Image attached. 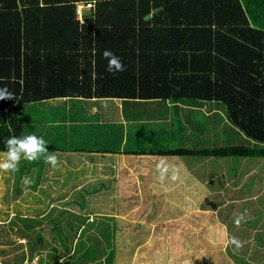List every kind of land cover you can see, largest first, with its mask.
<instances>
[{"label":"trees","instance_id":"16d2710c","mask_svg":"<svg viewBox=\"0 0 264 264\" xmlns=\"http://www.w3.org/2000/svg\"><path fill=\"white\" fill-rule=\"evenodd\" d=\"M91 1L45 0L49 5L40 8L39 5L34 7L35 0H30V9L22 14L14 13L15 17L25 18V23L19 21L13 26V13L5 8L11 0H0V20L4 23L0 25L2 41L6 44L7 40H12L17 48L8 47V51H16L17 56L8 62L11 73L5 77L7 80L0 81V87L7 86L15 97L0 100V152L6 150L3 143L6 138L24 135L26 105L61 98H189L219 102L227 107L228 118L236 128L248 138L264 143V28H260L264 23L257 27V18L249 16L255 28L250 27L240 0H182V3L177 0L174 3L170 0H97L96 26L113 22L125 9L130 21L143 19L152 10L163 8V16L175 13L186 23L208 21L215 16L222 26H229L227 32L239 36L241 42L227 36L217 37L219 47L216 49L224 50V58L212 59L205 54L197 59L202 67H192L193 72H186L182 67L179 78H173L180 86L175 89L179 91L176 95L169 91L172 88L164 87L153 93L143 90L138 93L128 87L124 93L123 88L108 83V76L102 78L107 66L98 63L105 58L100 54L97 55L98 78L92 81V53L81 55L79 48L82 44L84 50H92L91 29L95 22L88 20L83 33L89 34L79 42L74 20V4ZM108 1L115 7L106 15ZM257 4L263 14L264 0ZM191 5L196 7L192 12L189 11ZM10 9L14 10L12 6ZM120 32L96 28L98 38L94 40L98 41V47L105 43L102 47L111 45L116 50L122 44L125 46L124 40L117 43L110 36L123 34L122 30ZM23 45L21 54L19 50ZM195 46L205 52L212 48L211 42L204 43L203 47ZM3 49L6 50V46L2 45ZM180 58L186 61L185 57ZM13 73L17 79L13 78ZM46 146L56 154L57 166L46 163L42 188L37 194L28 193L15 205L14 211L19 217L42 216L58 199L68 197L70 201L59 203H64V207L74 206L84 214L115 215L113 264H233L224 252L227 243L224 226L214 213L199 210L208 195L206 187L180 159V156L191 155L192 151L71 152L54 145ZM198 155L264 157V150L236 147ZM0 173L4 176V170ZM75 173V181L65 184L67 177ZM1 200L9 205L7 195Z\"/></svg>","mask_w":264,"mask_h":264},{"label":"crops","instance_id":"0c3cea01","mask_svg":"<svg viewBox=\"0 0 264 264\" xmlns=\"http://www.w3.org/2000/svg\"><path fill=\"white\" fill-rule=\"evenodd\" d=\"M35 1L36 2L33 4L34 7H37L39 5L40 8H45L49 5L45 2V0ZM170 1L174 3L175 0ZM177 1L179 3H182V0ZM258 1L259 0H240L244 11H246L248 15L250 27L252 28H255L253 26L254 22L249 16H253L258 19H256L257 27H259L258 24L262 25V23H264V13H261V8H259V5L257 4ZM91 2L94 4V7L92 9L84 8L81 15L77 14L76 5L78 3L81 4L86 2H77L74 4V20L77 23L78 27L79 42H82L83 37L89 34L83 33L84 26L86 25L88 20H92L95 22V27L91 29L94 39H96V37L98 38L96 28L107 29L110 33H114L117 31V34L118 31L120 32V30H122L123 34L118 36H110V38H115V41L117 43L119 42V40L123 39L125 46L122 44L118 49L114 50L111 45L110 47H102L104 46V43L100 47H98V41L93 39L92 50H84L82 48L83 45L81 44L79 48L80 54L84 55L85 53H92V81L94 82H96V79L98 78V74L96 71V67L98 65L97 55H103V52L105 50H110L114 55L119 57L121 62L125 65V70L117 73L106 71L107 73L102 74V78L105 79V77L108 76V83H110L114 87L116 86L123 88L124 93H126L125 88L128 87L131 90H137L138 93L141 90H143L144 93H153L156 92L159 88L164 87L172 88V91H169L176 95L179 91H176L175 89H179L180 86H177L175 84L173 78H179L181 74L180 69L182 67H184V71L186 72H193L192 67L194 66L202 67V64H199V62H197V59H200V56L205 54L211 56L212 59L215 57L224 58V50L222 52H219L216 49V46L219 47V42L217 41V37L219 35L227 36L229 38L237 40L238 42H241L239 36H235L227 32L229 26H222L221 23L217 22L215 16H213L212 19L208 21L186 23L182 18L177 17V14L175 13L171 16H163V8L152 10L151 13L145 16L143 19L136 18L135 20L130 21H128L129 17H126L127 11L125 9V11L122 12V14H120V16L116 18V20H113V22H110L108 24L102 23L104 24L103 26H96V21L98 18L96 13L99 2L97 0H93ZM120 3L121 2H119V4ZM70 5L72 6V3ZM11 6L14 10L10 9ZM121 6L123 7L122 3ZM6 7H8L9 11L13 13L11 21L14 26L18 24L19 21L21 23H25V18H21V16L15 17L14 13L16 12L17 14H22L25 9H30L32 5H30V0H11L10 5H5V8ZM114 7L115 6L113 5V2L108 1V11H106V15H109ZM194 8L196 7L191 5L189 11L192 12ZM183 10L185 9L183 8ZM0 25H4L1 20ZM260 28L264 27L261 26ZM209 38L211 40H209ZM219 39L223 40V38ZM11 41L7 40L5 44L2 41V36L0 35V81L7 80L5 77L11 73L9 71L8 62L12 60L11 58H15L17 56L16 51H12V53L8 51V47L17 50V48L13 46ZM206 42H211V51L205 52L201 49L198 50L194 48L196 47L195 45L203 47L204 43ZM2 45L6 46L7 49H3L2 51ZM191 48H193V50H191ZM19 51L21 54L24 52V45L22 47V50ZM180 57H185L186 61L182 62ZM195 58V63L192 64L191 62ZM177 59L180 60L178 64L175 63ZM98 63L100 64V66H108L107 58H104ZM23 72L24 68L22 67L21 73ZM13 78L17 79L14 73ZM78 78L82 79V76H78ZM46 102H51L53 103V105H64L66 102H76L81 104V112L76 113V116H73L70 120H68L66 122V125H82L83 131L79 133L78 137L81 142L85 141L84 144L87 145H85V149L67 150L71 152L78 150L92 152L113 151L106 149L108 148L106 147V142L111 141V143L113 144L111 146H115L113 147L115 148L114 150H116L114 152L124 153L127 152L126 148L128 147L130 139H138L135 143L132 142V146H141L143 149H145H142L143 151H170V148L162 149V147L157 145L158 142L155 138L160 135H164L165 132L169 133L168 136L173 138L176 128L175 122L177 123L178 121H174V118L179 117L181 124L184 126L185 122L187 123L188 119L190 118V115L200 116L205 120L206 117L208 118L212 115L217 114L219 106V102L201 101L198 99L189 98H176L175 100H142L127 99L123 97L93 99L61 98L47 100ZM92 103L93 105L91 107ZM97 104L100 105L98 106ZM111 104L113 105L111 106ZM110 111H112V114L109 113ZM80 116L84 117V120H81L79 118ZM93 126L97 127L98 130V133L95 135H91V133L87 132V127L90 128ZM197 130L201 136L205 133V131L202 129V126L200 125ZM131 134L135 136H132ZM138 134H140V136H138ZM139 139H143L144 141L146 140L147 145L144 146L143 144H140ZM90 143L94 144L92 149L90 147ZM99 145H101L100 149H98ZM179 149L189 150L188 148ZM179 149L176 148L174 150ZM171 151L173 150L171 149ZM187 157H189V155H187ZM189 164L191 166L190 171L194 175H196V177L202 176V179H204V181H202L199 177L198 179L202 182L203 185L209 186L212 184V181L208 178V176H212L210 175L209 169L213 167V157H208L207 159L197 161L194 164L192 162H189ZM242 167H244V162L240 164V168ZM29 169L32 172V168ZM201 170H203V173H200ZM196 173H199V175ZM253 175H255L254 169L246 172L245 175L242 176L238 185L235 184L234 181H227L225 183L226 188H216L215 191L211 190L209 192V196L214 194V192H220L219 196L225 195L224 197L222 196L223 198L221 199V203L217 204L213 199L206 209H204L203 206L204 202H202L200 205L201 211L215 212L216 215H218L217 217H219L218 220L220 221V223L224 226V228H226L225 230L227 243L224 252L227 257L233 261V263V258L228 256V249H230L231 247L230 239L237 241L238 244L243 247V249L241 250L242 256L247 257V259H249V261H251L252 263L254 262V264H264V225L259 222V219L263 214L261 213L262 211L260 212L257 208H255V206L251 205V202L257 203L259 202V199L264 197V188L259 187L258 184L252 183L254 185L249 192L238 196L236 195V197L231 194L230 191V188L233 186L241 187L242 183L252 178ZM232 180H234V178ZM257 185L258 187H256ZM242 189L244 188H241L240 190ZM229 206H235L237 210L238 208H240V211L238 210L237 213H234L228 210V214H221V210L228 209ZM241 213L244 214V218L240 220L239 223H236V227L233 226V224H235L234 220H237V215H240ZM226 216H228L227 219ZM76 223L79 224L78 227L83 226L82 222H78V220ZM111 223L112 220H109V228L114 227L111 226ZM86 226H89V224H87ZM37 263L38 262H35L34 260L31 264Z\"/></svg>","mask_w":264,"mask_h":264},{"label":"rangeland","instance_id":"374dc122","mask_svg":"<svg viewBox=\"0 0 264 264\" xmlns=\"http://www.w3.org/2000/svg\"><path fill=\"white\" fill-rule=\"evenodd\" d=\"M92 105L93 103L91 107ZM97 105L99 106L100 104ZM79 112H81V104L76 102H66L64 105H53V103L46 101L28 104L26 105L23 118L24 135L34 133L37 136H42L46 141V145L58 146L64 150L85 149L87 144H84V140V142H81L78 137L79 133L83 131V126L66 125V122ZM109 113L112 114V111ZM79 118L84 120V117L80 116ZM175 120L178 121L177 123L175 122L176 128L173 138L168 136L169 133L165 132L164 135L155 138L158 142L157 145L162 147V149L170 148V151L176 148L192 150V154L189 157L187 155L180 156V159L183 163L185 162L184 165L187 170L201 184L202 182L198 177L202 181L204 179H202V176L196 177L190 171L191 166L189 164V162L194 164L208 157L211 158V156L205 155L201 158V155H198L200 152L236 147L257 152L264 150V143L248 138L229 121L226 107L222 103H219L218 113L211 117H206L205 120L200 116L190 115L184 126L181 124L179 117L174 118ZM199 125L205 131L202 136L197 130ZM87 132L95 135L98 130L95 126L87 127ZM137 140H129L126 148L127 152L145 150L141 146H132V142L135 143ZM139 141L140 144L147 145L146 140L139 139ZM111 145H113L111 141L106 142V147H108L106 149L116 151L113 148L115 146ZM93 146L94 144L90 143L91 149ZM100 147L101 145L98 146V149ZM242 162H244V167L240 168ZM45 165L46 163L42 156L36 161L22 159L18 170H4V176L0 173V264H29V261L31 264L35 259H39L37 264H113L114 233L117 221L115 215L84 214L74 206L64 207V203H59L70 201L71 198L68 197L62 200L58 199L42 216L19 217L16 214L14 211L15 205L20 203L28 193L37 194L42 188V175ZM29 168H32L33 173ZM253 169L255 175L252 178L242 183L241 187L233 186L230 188L231 194L235 197L236 195L249 192L254 184L264 188V157L258 155L248 158L213 156V167L209 169L212 176H208L212 184L209 186L203 185L208 191V195L202 201L204 202V209L207 208L213 199L215 203H221V199L225 196H219L220 192H214V194L209 196L211 190L226 188L225 183L227 181H234L238 185L242 176ZM201 172L203 173V170ZM196 174L199 175V173ZM8 178L9 181L7 180ZM233 178L234 180H232ZM75 179L76 173L71 177H67L64 182L67 185H71ZM241 188L244 189L240 190ZM3 195L8 196L9 205L3 204L1 200ZM251 205L255 206L260 212L262 211L263 215L260 217L259 222L264 225V197L259 199L257 203L251 202ZM228 210L237 213L240 208L237 210L235 206H229L228 209L221 210V214H228ZM208 212L214 213L218 220L219 217H217L218 215L215 212ZM227 218L228 216H226ZM76 219L78 222H82L83 226L78 227L79 224L76 223ZM109 220H112L111 226H114L113 228H109ZM234 222L233 226L236 227V221L234 220ZM87 224L89 226H86ZM233 241V239H230L231 247L228 249V256L233 258V264H254L247 257L241 255L243 247Z\"/></svg>","mask_w":264,"mask_h":264},{"label":"clouds","instance_id":"9594fccd","mask_svg":"<svg viewBox=\"0 0 264 264\" xmlns=\"http://www.w3.org/2000/svg\"><path fill=\"white\" fill-rule=\"evenodd\" d=\"M103 56L108 60L107 71L117 73L125 70V65L121 62L120 58L114 55L110 50H105ZM14 98V94L8 90L7 86L0 87V100ZM11 127L12 125L9 123V130H11ZM3 143L5 144L6 150L0 152V170L16 171L22 159L26 161H36L41 158V156L45 163L50 164L52 167L57 166L58 158L56 154L50 151L46 146V141L42 136H37L34 133L21 137L13 135L6 138ZM243 218L244 214L241 213L237 217L236 223H239ZM233 242L238 243L235 240Z\"/></svg>","mask_w":264,"mask_h":264},{"label":"built area","instance_id":"2783aa9c","mask_svg":"<svg viewBox=\"0 0 264 264\" xmlns=\"http://www.w3.org/2000/svg\"><path fill=\"white\" fill-rule=\"evenodd\" d=\"M93 7H94V4L92 2H86V3H81V4L78 3L76 5V12L77 14L81 15L84 8L92 9ZM35 261H38V260L35 259Z\"/></svg>","mask_w":264,"mask_h":264}]
</instances>
